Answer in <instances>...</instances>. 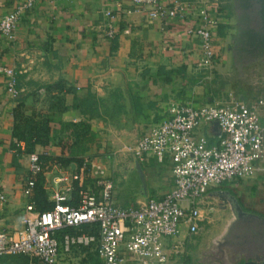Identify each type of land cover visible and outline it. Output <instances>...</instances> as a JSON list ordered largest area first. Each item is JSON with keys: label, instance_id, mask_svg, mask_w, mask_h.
Instances as JSON below:
<instances>
[{"label": "crops", "instance_id": "obj_1", "mask_svg": "<svg viewBox=\"0 0 264 264\" xmlns=\"http://www.w3.org/2000/svg\"><path fill=\"white\" fill-rule=\"evenodd\" d=\"M20 1L0 0V16ZM168 1L160 0L162 4ZM181 1L203 2L210 9H216L215 0ZM128 8V0H35L20 16L13 40L7 42L0 37V66L16 71L17 96L24 97L18 105L16 97L11 98L5 92L0 73V191L6 197L0 208V230L15 233L22 228L21 221L26 215L37 212L34 205L31 211L25 208L34 189L29 197L22 193L27 176L26 159L15 154L11 147L13 124L28 120L32 124L46 125L49 144L37 145L34 151L54 156L62 152L66 156L68 149L64 147L60 152L57 142H69L72 124L86 122L95 141L77 157L99 161L110 178L124 156L126 145L160 121L170 100L182 98L177 97V92L192 76H188L189 72L197 69L195 62L200 55L198 40L186 35L183 29L185 19L194 17V10H189L181 20L151 18L146 8L127 12ZM105 11L113 15L116 48L112 53L111 40L104 35ZM216 38H219L217 34ZM180 67L184 68L182 73ZM168 70H172L170 74ZM164 76H168L169 81H165ZM191 80L196 81L194 72ZM88 95L97 111L91 118L83 114L79 105ZM189 98L190 101L196 99ZM196 131L204 134L206 126L200 125ZM137 162L149 185L146 183L144 192L141 190L140 196L132 197L133 200L125 204L117 203L112 188V201L119 206L157 198L171 187L167 158L158 168L151 166L157 164L151 156ZM61 170L64 169L52 165L41 173V188L48 201L54 188L52 178ZM251 178L264 181V162L256 165ZM229 220L225 219L222 227ZM242 222L234 224L233 231L218 247L207 246L209 236L192 240L189 235H181L175 241L183 245L184 250L179 247L178 252L170 253L168 264H184L185 261V264H200L197 259L209 264H240L243 257L264 256V231L260 233L263 236L238 237L244 228ZM190 242H198L194 252L190 250ZM61 259L75 264L69 255ZM78 264H99V261L92 252L83 256Z\"/></svg>", "mask_w": 264, "mask_h": 264}, {"label": "built area", "instance_id": "obj_2", "mask_svg": "<svg viewBox=\"0 0 264 264\" xmlns=\"http://www.w3.org/2000/svg\"><path fill=\"white\" fill-rule=\"evenodd\" d=\"M62 1V0H61ZM35 0H22L0 16V37L11 42L20 16ZM127 12L146 8L151 18L184 19L189 10L194 17L185 19L184 32L198 40L200 55L197 69L207 70L215 61L213 35L218 16L206 3L169 0H128ZM106 38L115 34L113 15L104 12ZM4 90L15 98L16 71L0 66ZM217 130L210 131L211 122ZM200 125L206 133H197ZM17 155L26 159L27 176L22 193L31 196L35 176L42 173L38 153L24 152L23 143L14 142ZM21 143V144H20ZM141 161L146 154L156 162L170 161L171 187L157 198H147L135 205L119 206L112 201L113 183L104 166L93 158H83L76 170L59 171L53 178L51 207L26 215L22 228L15 233L0 230V255L25 254L34 256L40 264H69L63 262L69 244L86 246L93 243L99 264H168L169 254L178 252L179 243L165 246L160 238L172 237L184 223L186 235H195L205 219L200 204L209 188L232 179L251 177L256 165L264 162V94L246 101L236 97L223 101L209 100L170 102L158 123L140 134L125 147ZM75 198L76 204L68 201ZM6 201L0 191V208ZM27 211L33 209L28 201ZM96 225V234L86 232L71 235L66 229ZM59 237L64 240L61 249Z\"/></svg>", "mask_w": 264, "mask_h": 264}, {"label": "rangeland", "instance_id": "obj_3", "mask_svg": "<svg viewBox=\"0 0 264 264\" xmlns=\"http://www.w3.org/2000/svg\"><path fill=\"white\" fill-rule=\"evenodd\" d=\"M230 4L228 0H215V10L218 15L219 7L225 13L226 5ZM214 7V6H213ZM230 23L233 24V15L230 16ZM232 32V30H230ZM213 40H215L214 50L217 53L215 61L213 65L207 70H197L193 69L192 72H189L188 76L192 75L193 72L195 74L196 81H192L191 77H189L184 82V87L181 91H178L177 97L174 100H170V102H175L181 99L182 101H190L189 97L193 96L196 99L191 101L192 104L197 105L198 103H206L207 100H227L234 99L236 97H241L246 101H251L261 95L264 94V68H247L242 74H237L232 69L231 59L223 56L224 47L226 43L223 42L221 38L215 39V34L213 35ZM195 100V101H194ZM72 134L74 128L71 129ZM74 135H71V138ZM133 143V142H132ZM130 143L129 145H131ZM128 146V145H126ZM124 156L118 161V165L113 170V174L110 179L113 183V195L117 201V203L125 204L129 203L130 199L133 200L132 197L137 195H141V180L138 177V174L134 168V160L135 159L132 154L124 148ZM150 156L146 154L145 157ZM152 157V156H151ZM110 162V161H109ZM142 167L143 163L140 162ZM162 163L151 164V166L158 168ZM110 166V164L108 165ZM108 168V167H107ZM142 169V168H141ZM143 183L144 185H149V181L145 180V176L143 173ZM226 187L235 192L242 194L244 205L247 207H251L257 214V216L264 217V181L263 179H254L251 177L241 178V179H232L230 181H226L224 183ZM248 199V201L246 200ZM129 206V205H127ZM200 208L202 209L204 220L199 225V231L195 235H189L193 240L194 237H203V236H211L214 233L220 232L222 229L224 220L227 219V211L221 210L214 205L213 200L205 197V202L202 201L200 204ZM249 212V211H248ZM84 230L76 229L71 235H78L83 233ZM186 234V226L184 223H181L179 226V232L172 237H161V242L168 246L181 235ZM60 242L61 249L64 248V240L62 237L58 238ZM209 241L210 239L207 238ZM199 241V240H198ZM200 245L202 241H200ZM198 242L192 244L190 242V250L194 252V247H197ZM199 246V245H198ZM179 247H182L184 250V246L180 244ZM94 244L90 243L86 246L69 244L68 253L69 257L74 259L75 264L80 263V260L86 254H91L94 252ZM183 252V251H182ZM86 253V254H85ZM25 254H14V255H0V260L10 261L14 263H20L22 257L27 258L28 264H40L36 257L27 256ZM193 256H196L195 254ZM193 256L191 257L193 259ZM191 259V260H192ZM186 261L184 262V264ZM22 264V262H21Z\"/></svg>", "mask_w": 264, "mask_h": 264}, {"label": "trees", "instance_id": "obj_4", "mask_svg": "<svg viewBox=\"0 0 264 264\" xmlns=\"http://www.w3.org/2000/svg\"><path fill=\"white\" fill-rule=\"evenodd\" d=\"M225 24L221 23L218 25L217 28V36L223 37L225 35ZM110 52L112 53L116 48V41L115 37L113 36L110 39ZM184 70L183 67L179 68V71L182 73ZM172 70H168L167 73L170 74ZM160 70H158V73ZM165 81H169L168 76H164ZM24 97L22 96H16V100H18V105L21 104V100ZM241 98V97H240ZM79 105L82 107L83 114H86L87 117L91 118L96 116L97 111L94 107V101L91 98V95H88L84 99H82L79 103ZM62 108V107H60ZM74 131V135L69 142L62 143L61 141H58L57 144L60 147V152L64 147L68 149V154L66 156L62 155V152L60 155L54 156V155H48V154H39L38 160L41 164L42 171L45 169H48L52 165H55L58 168H67L69 170H76L78 167L82 164L83 158L77 157L78 154H81L83 151L87 150L88 146L91 145L95 141V135L94 133L89 129L88 124L84 121L78 122L76 124H72ZM11 135L14 139V142H22L23 143V151L28 153L32 152L35 149V146H46L49 144V134H48V128L44 124H37V123H30V121L26 120L23 123L22 122H16L13 124ZM12 149H15L19 152V149L17 145L12 144ZM71 164L74 165V168L71 169ZM34 186L33 191L34 195L30 198L33 205L35 206V209L40 212L43 210H46L51 207L52 203L47 200V197L44 193V191L41 188V173L35 176L34 179ZM68 204L70 206H74L76 204V200L73 197L68 201ZM81 229L84 230V232L88 234H96V225H83L81 226ZM68 232L69 234H72L75 229L69 228L64 230ZM95 253V250H94ZM25 256V255H24ZM22 264H28L27 258L22 257L20 260ZM20 263H14L10 261L0 260V264H21Z\"/></svg>", "mask_w": 264, "mask_h": 264}, {"label": "water", "instance_id": "obj_5", "mask_svg": "<svg viewBox=\"0 0 264 264\" xmlns=\"http://www.w3.org/2000/svg\"><path fill=\"white\" fill-rule=\"evenodd\" d=\"M233 11V19L235 28L232 30V36L228 38V43L231 47V67L237 72H242L247 68H264V0H228ZM263 67V68H261ZM217 123L215 121L210 124L211 133L216 132ZM134 168L141 180V190L144 192L145 185L143 183L142 170L134 160ZM71 169L73 164L70 165ZM146 200V199H145ZM236 209L229 223L225 226L221 237H225L233 231L234 224L239 223V218L250 216L256 218L258 222L264 224V218L245 212L240 205L233 199ZM241 234L238 237L251 234L247 228L240 230ZM263 233V232H261ZM259 235V234H258ZM256 235V236H258ZM263 236V234H260ZM237 236V235H236ZM240 264H264V256L253 254L250 257H243Z\"/></svg>", "mask_w": 264, "mask_h": 264}, {"label": "flooded vegetation", "instance_id": "obj_6", "mask_svg": "<svg viewBox=\"0 0 264 264\" xmlns=\"http://www.w3.org/2000/svg\"><path fill=\"white\" fill-rule=\"evenodd\" d=\"M226 10L225 13L223 12V10L219 7V12H218V21H217V25H216V29H215V34L218 28V25L223 23L225 24V35H223V37H219L223 40V42L226 43V46L224 47V53L223 56H225L228 59H231V47L228 43V38H230L233 34L230 30H233L235 28L234 24H231L229 19L230 16L233 14V11L231 9V5L227 4L226 5ZM234 23V21H233ZM204 196H206L207 198L213 200L214 205L221 209V210H226L227 211V217L229 219H231L234 215H236V209L233 203V199H235V201L240 205L241 209L245 212H250V213H255L257 214L254 210H252L251 207H247L248 209H245L246 206L244 205L245 203L243 202V198H242V194H239L237 192H235L234 190L229 189L228 187H226L224 184H220L216 187L213 188H209ZM246 200L248 201V199L246 198ZM258 215V214H257ZM237 216V215H236ZM239 221H243L242 222V226L244 225V228H247L249 230V232H252L251 235H258L261 232L264 231V224L261 222H258V220H256V218L254 217H250V216H244V217H240ZM224 227H222V229L220 230V232L218 233H214L209 237V241L207 243L208 247H218L221 246L224 242L225 237L228 238V235H226L225 237H221V234L224 232ZM223 240V241H222ZM232 241V239H231ZM230 241V242H231ZM198 262L200 264H209L207 261L205 260H199L197 259Z\"/></svg>", "mask_w": 264, "mask_h": 264}]
</instances>
